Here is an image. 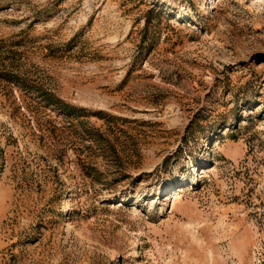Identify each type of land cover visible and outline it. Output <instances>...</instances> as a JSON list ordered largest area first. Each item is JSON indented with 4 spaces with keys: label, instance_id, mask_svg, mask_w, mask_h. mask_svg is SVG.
<instances>
[{
    "label": "rangeland",
    "instance_id": "rangeland-1",
    "mask_svg": "<svg viewBox=\"0 0 264 264\" xmlns=\"http://www.w3.org/2000/svg\"><path fill=\"white\" fill-rule=\"evenodd\" d=\"M0 264H264V0H0Z\"/></svg>",
    "mask_w": 264,
    "mask_h": 264
},
{
    "label": "bare ground",
    "instance_id": "bare-ground-1",
    "mask_svg": "<svg viewBox=\"0 0 264 264\" xmlns=\"http://www.w3.org/2000/svg\"><path fill=\"white\" fill-rule=\"evenodd\" d=\"M135 252V251H134ZM135 253L132 254V256L134 255Z\"/></svg>",
    "mask_w": 264,
    "mask_h": 264
}]
</instances>
